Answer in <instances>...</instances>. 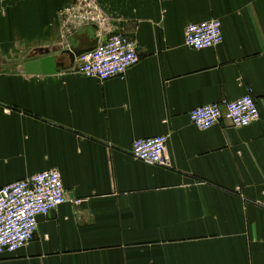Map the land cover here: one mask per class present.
I'll list each match as a JSON object with an SVG mask.
<instances>
[{
	"label": "crops",
	"instance_id": "crops-1",
	"mask_svg": "<svg viewBox=\"0 0 264 264\" xmlns=\"http://www.w3.org/2000/svg\"><path fill=\"white\" fill-rule=\"evenodd\" d=\"M211 20L223 43L190 48L186 28ZM108 33L139 63L79 74L67 52ZM47 57L57 73L26 72ZM249 92L246 128L189 118ZM162 135L169 168L133 157ZM48 170L68 202L0 264H264V0H0V189Z\"/></svg>",
	"mask_w": 264,
	"mask_h": 264
},
{
	"label": "built area",
	"instance_id": "built-area-1",
	"mask_svg": "<svg viewBox=\"0 0 264 264\" xmlns=\"http://www.w3.org/2000/svg\"><path fill=\"white\" fill-rule=\"evenodd\" d=\"M220 20L191 24L185 30V42L194 50H204L223 43ZM77 72L87 78L107 81L123 76L139 61L135 40L120 34L108 33L92 51L79 56ZM192 124L209 130L225 119L235 128H246L260 119L254 96L249 94L235 101L199 107L190 112ZM168 135L138 140L133 144L135 159L152 166L169 168ZM68 202L62 175L48 170L32 178L20 180L0 189V255L14 254L31 242L36 234L39 218L48 216Z\"/></svg>",
	"mask_w": 264,
	"mask_h": 264
},
{
	"label": "water",
	"instance_id": "water-1",
	"mask_svg": "<svg viewBox=\"0 0 264 264\" xmlns=\"http://www.w3.org/2000/svg\"><path fill=\"white\" fill-rule=\"evenodd\" d=\"M93 48H88V49H77L74 51H69L67 52L69 58L71 59L72 62H75V60L87 53L92 51ZM33 63L28 64V66H26V72L30 73V74H47V75H51V74H55L57 73V68H56V64L53 58L51 57H47V58H43L40 60H34L32 61ZM59 68H64V64H59Z\"/></svg>",
	"mask_w": 264,
	"mask_h": 264
},
{
	"label": "rangeland",
	"instance_id": "rangeland-1",
	"mask_svg": "<svg viewBox=\"0 0 264 264\" xmlns=\"http://www.w3.org/2000/svg\"><path fill=\"white\" fill-rule=\"evenodd\" d=\"M89 1V0H88Z\"/></svg>",
	"mask_w": 264,
	"mask_h": 264
}]
</instances>
